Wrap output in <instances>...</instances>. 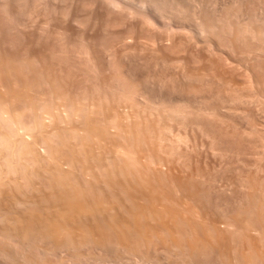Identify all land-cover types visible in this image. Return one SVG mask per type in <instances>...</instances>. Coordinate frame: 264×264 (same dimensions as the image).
<instances>
[{
    "label": "bare ground",
    "instance_id": "6f19581e",
    "mask_svg": "<svg viewBox=\"0 0 264 264\" xmlns=\"http://www.w3.org/2000/svg\"><path fill=\"white\" fill-rule=\"evenodd\" d=\"M144 1L145 3L148 1L147 3L152 6L155 4L152 9L155 8L154 10L158 14L168 12L170 18L176 17L179 18V21L180 19L184 22L187 21V24H190L194 30H203L205 33L218 27V39L223 40L225 37L224 41L227 40L231 44L241 41L244 46H250V75L257 68V66L256 68L252 67L254 61L259 62L257 64L260 70L257 72L260 75L263 74L260 77L258 74L255 76L254 73L257 72L252 73L255 76L253 81L256 80L257 92L255 91L254 94L255 87L252 88L251 82L248 85L250 87L246 88L250 89L252 94L241 85L249 92L250 96L248 93L245 94L242 87L239 90V86L236 89L229 87L231 90H227L225 86L224 89L219 86L223 90L218 86L215 88L212 85L214 84L212 83L213 79L208 77L211 83L206 78V81L209 82L198 83V87H195L196 90L192 88L193 92H191L194 93L195 90L198 98L202 99L197 101L200 106L195 105L196 107L193 109L192 106H189L190 102V104L186 101L182 103L183 99H176V101L175 98L174 100L171 98V94L176 91L172 92L170 84L177 78L174 74V81L170 72L167 71L168 67L162 69L159 67L160 63H157L162 57L168 59L169 56L167 57L163 53L160 56L154 55L161 57L159 61L154 57L157 60L155 62L158 64L157 67L160 68H158L159 71H156L157 64L151 63L153 59L150 62L151 65L148 66L146 63L149 58L144 57L145 60L147 59L146 63L143 62L144 58L141 63V57L137 58V61L130 58L137 62L136 66L138 65L140 68L143 64L147 65L148 67H144L150 70H152L151 67H156L155 72L145 70L144 67L142 68L144 70L140 72L138 67L129 65L130 62L124 60V56L128 55L123 53L124 49L122 52L120 51L123 53V57H120L121 54L118 53L120 55L117 54L118 57H112L111 60L108 52L109 58L107 59L110 61L108 60L107 65L109 67L111 65L112 70L108 75L105 71V77L104 74L102 77L100 73H103V67L96 65V61L91 59L95 50L92 51L91 56L80 43H78V47L76 46L77 48L73 46L67 48L66 45L63 47L60 42L57 44L60 45V48L52 45L53 43H50L51 46H49L47 45L49 41L46 42L43 37L47 31L42 33L45 21L42 20L36 22L34 26L31 25L35 19V9L32 6V9L27 11L21 9L24 12L20 10V15L16 12L9 13L7 8L9 9L10 6L5 5L6 1L3 3L4 7L0 4L3 7L0 11V260L2 262L4 260V264H264V176L262 175V179L259 178L263 173L260 171H264L262 168L264 165L259 166V163L262 162L261 158L254 156L255 160L253 159L254 169L258 167L259 174L251 167L254 172L256 171L255 175L254 173H250L249 176L248 174L240 175V182L237 183L239 186L235 190L241 188L242 196L234 197L235 201H233L234 198L231 199L233 207H228L229 209L223 208L227 201L224 203L220 201L221 205H224L219 210L220 207L215 209L217 205L210 203L209 196L211 192L212 195H214L213 192H224V187L221 188L218 180L215 179V177L218 178V176H214L215 168L209 171L205 168L206 166L201 167L197 163L201 159H197V161L192 159L195 164L193 167L189 166V163L192 162H189L191 160L189 159L190 153H196L200 145L201 147L205 146V142L202 141L204 143L203 145L201 143L199 147H196L198 146L196 144L188 145L189 140L186 141L188 136L179 134L181 139L178 141H184L188 146L187 149L185 148L186 150L179 151L173 145L175 138L169 139L170 137L167 135L171 120L172 123H175L174 120L177 121L176 124L178 123L180 126L192 125L199 121L200 124L197 126L200 127V132L197 130L198 128L196 130L200 134L205 132L208 134V131L204 130L207 126V129L217 127V129L213 128V131L216 130V133L219 132L221 135L218 131V124L221 125L223 121H226L223 122L224 124L222 123V126L229 128L227 124L231 120L229 117L222 120L224 115L226 117L229 114H225V112L224 115L219 114L220 110L223 112L221 108L225 102V106L227 102L233 103L234 101H238V103L240 101L241 104V100L244 99L264 108V0H229L228 4L224 3L226 6L228 5L225 10H223V3L222 9L217 6L220 3L215 0L207 4L206 1L202 3L204 0H196L198 1L197 5L195 0H187L191 3L193 1L194 4H190L192 11L193 6L194 9L196 7L194 12L188 11L186 8L188 4H185V7L179 0H143V3ZM187 1L185 0V2ZM245 2L250 3V5L247 4L250 7H247ZM244 4L246 8H250L249 14L244 10ZM216 6L219 9H216ZM221 9L225 13H219L220 16L213 13L214 18H217L213 20L211 12L221 11ZM78 17L80 16L78 15ZM168 18L167 20H171ZM25 19L30 21L29 25L33 26L34 31L31 30V26L25 24ZM43 21L44 26L42 25ZM48 25L50 26L47 24V27H49ZM58 25L60 24L58 23ZM47 29L49 30V28ZM193 29L191 30L194 32ZM29 30L31 33L28 32ZM45 35L48 37L47 34ZM51 36L53 37V35ZM105 37L107 38V35ZM189 37L187 35V38ZM182 38L184 39V37ZM53 39L50 42L58 43L59 38H56L57 42ZM99 39H103V37ZM64 40L61 41L65 42ZM224 41L223 43H225ZM109 43L115 44L112 42V38ZM109 43L106 44L109 45ZM208 44H212L211 41ZM148 46L150 45L147 44ZM224 48L221 47L222 51ZM69 49L76 52L71 51L74 58L69 56ZM165 52L167 51H164V54ZM112 53L114 54V52ZM67 54L71 59L68 60ZM131 54L133 53L131 52ZM74 59L78 61L77 65L69 63L70 60L74 62ZM126 59L129 60V58ZM234 59L236 58L234 57ZM122 61L124 64L127 62L125 66H132V69L126 71L123 69L122 71L120 69ZM134 61L133 63H135ZM229 61L231 62V60ZM166 64L172 66L170 59ZM154 65L155 67H153ZM174 65L173 67H175ZM97 66L101 67V70ZM219 69L221 70V68ZM194 73L197 76L196 70L188 71L189 75L193 74L190 77L197 79L198 76L196 77ZM95 74H97V79L100 75V82L102 81L100 84L99 81L93 83L96 79ZM137 74L138 76H136ZM176 77L179 79V76L176 75ZM200 77V79L203 78ZM199 80L196 81L199 82ZM249 81H245V83ZM245 83L242 82V84ZM188 84L192 85V83ZM167 85L171 91L166 89ZM163 87L166 92H163ZM221 92L227 97L224 98V95L222 97L223 93ZM156 97L160 99V103L156 101ZM209 98L210 100L212 98L209 103V106L213 104L211 108L203 105V103L206 104L204 99L208 101ZM202 101L204 102L201 103ZM192 104L195 103L192 102ZM247 104L245 102V105ZM121 106L124 109H119ZM128 106L131 108H129L130 110L127 109ZM247 106L249 107V105ZM159 107L161 108L160 112H158ZM215 107L216 111H213ZM149 113L150 115H148ZM152 114V117H155L154 122H152V117L151 120L147 117ZM174 117H177L178 120L173 119ZM227 119L230 120L227 121ZM225 123H227L226 127ZM234 126L237 129L235 124ZM235 128L234 131H236ZM202 130L205 132L203 133ZM240 132L237 137H240V142L243 140L242 143H244L246 135L250 138V133L246 130ZM237 133L239 132L237 131L236 135H238ZM245 133L246 135H244ZM200 134L198 135L200 136ZM232 134H230L231 139L235 135L232 136ZM212 135L220 137L215 133ZM262 135L263 132L262 134L257 132L258 137ZM206 136H204L205 140ZM215 136H213V140L216 138ZM209 138L206 140L210 141L207 142V150L209 148L211 153L220 151L221 154H219L220 152L218 154L221 156L219 157H224L223 149L225 147H221L222 149L219 147L223 152L219 148V151L217 149L216 151L217 139H215V143L214 141L212 143ZM221 140L218 139V141ZM260 140H257L259 143L255 142V144H253L254 142L250 144V141L247 140L250 146L246 143V150L249 149L251 151L249 153L252 155L261 154L263 147L260 145H264V138L263 142ZM194 142L197 143L195 140ZM235 143L241 145L238 142ZM192 144H194L193 141ZM212 144L217 147L214 146V148ZM241 146L240 149H237V145L234 146L239 152L234 147L228 151L236 150L235 154L237 155V152L241 153L240 150L244 151L245 145ZM259 149H262L261 152ZM226 150L225 156L228 153ZM249 153L247 155L250 156ZM240 160L242 159H239V163ZM257 160L260 162L258 163ZM228 184L227 186L230 185ZM212 199L214 198L212 197ZM215 199H218L216 195ZM237 199L239 200L237 201ZM230 204L227 203L225 208ZM36 251L39 252L38 255L35 253Z\"/></svg>",
    "mask_w": 264,
    "mask_h": 264
},
{
    "label": "rangeland",
    "instance_id": "374dc122",
    "mask_svg": "<svg viewBox=\"0 0 264 264\" xmlns=\"http://www.w3.org/2000/svg\"><path fill=\"white\" fill-rule=\"evenodd\" d=\"M6 1V2H5ZM9 1V2H8ZM62 1V2H61ZM67 1V2H66ZM126 1V2H125ZM130 1V2H129ZM158 1V0H157ZM159 1H161V0H159ZM181 3H183L184 4V6H185V4H188L187 5V9H188V11H190V12H194L195 10H196V7H195V9H194V6H193V11H192V3H193V1H192V3L191 2H189V1H187V2H189V3H187V2H185V0H179ZM198 1H201V0H198ZM198 1H194L195 2V4L197 5L198 4ZM205 1H206V4L207 3H211L212 1L214 2V0H204V1H202V3H205ZM5 2V5L6 4H8V6L7 7H9V9L7 8V10L8 11H10L9 13H19L20 15H21V13H20V10L21 9H23L24 11H27L28 9H32V7L35 9V14H34V16H35V19L33 20V23L31 24V25H35V23L36 22H41L42 20H44L45 21V23H44V21L42 22V25H43V23H44V29H43V31H42V33L43 32H45V31H47V32H45V34H47L48 35V37L44 34V40L47 42V41H49V42H47V43H49V44H47V45H49V46H51V44L50 43H53L52 45H55L56 47H58V48H60V45H57V44H59V42L61 43V45L64 47L65 45V47H67L68 48V46H69V48H70V46H73V47H75V48H77L78 46L77 45H79L78 43H80L81 45H83V47H84V49H87L88 51V55H91L92 56V51H94L93 53V56H92V58L91 59H94L95 61H96V65H98V66H101V67H103L102 69H104V70H102L103 71V73L101 72L100 73V75L103 77V75L102 74H104V72L106 71V73H107V75L111 72V70H112V66L110 65V67L107 65V63L111 60V58L112 57H114V58H116V57H118V55H120V57L122 56H124L123 55V53L125 52V54H128V55H125L124 56V60H127L128 61V63L130 62V64L129 65H134V66H136V63L137 62H135L134 60H132V59H130V58H133V59H135L136 61H137V58L139 59L140 57H141V59H140V61L142 60V58H149V60H148V62L146 63V60H145V58H144V60H143V62H145L148 66L149 65H151L150 64V62H151V60H152V62L151 63H154V64H159L160 66V68H162V69H164V68H166V67H168V69H167V71L168 72H170V75H172V77H173V80L175 81V79H174V74H175V78H177L176 79V83H180V85H184L183 87L187 90V92H186V90L182 87V89H181V87H179L180 85H178V84H176L175 82H173V81H171L172 83V85L170 84V86H172V92H174V91H176V92H174V93H172L171 95H172V99L174 100V98H175V100L177 99V100H182L181 102L183 103V101L185 102H188V104H190L189 106H192L193 107V109L196 107V106H198L199 105V101H201L202 99L201 98H198V95H196L195 94V90H196V86H197V84L198 83H201V82H209V81H206L207 79H209L208 77H210V79L212 80V81H214V82H212V83H216V85H214V84H212L214 87L215 86H222V88L224 89L225 87H226V89L227 90H231L232 89V87H233V89H236L238 86V88H239V90H240V88L242 87V86H244L245 87V89L247 90V91H249L250 92V89L248 90L246 87H248V85H250V82H251V85H252V88L253 87H255L254 88V94L257 92L256 90H257V87L255 86L256 85V80L255 81H253L254 80V78H255V76H256V74H258V76H260L261 77V75H263V74H259V72H257L258 70H260V67H259V62L258 61H254L253 62V66L252 67H255L256 68V66H257V70L255 71L254 70V68H253V72H257V73H254L255 74V76H254V74H252L253 72H251V75H250V72H249V70H250V51H249V47L250 46H244V43L243 44H241V41H238L239 42V44H238V42L236 43V44H234V43H230L229 41H224V39H225V37H223V40H220V39H218V37H219V34H217L219 31H218V27H214L210 32L208 31V32H203V30H194L193 29V27L190 25V24H187L188 22L187 21H185L184 22V20H181L180 19V21H179V18L177 19L176 17L174 18V17H171L170 18V14H169V16H168V12H166V13H161V14H158L157 12H155V8L154 9H152L153 7H155L154 5L152 6V4H150V3H145V1H144V3H143V0H142V2H141V0H38V1H36V0H0V4L1 5H3V7H4V3ZM8 2V3H7ZM11 2H13V3H11ZM18 2H21V3H18ZM34 2V3H33ZM36 2V3H35ZM39 2V3H38ZM44 2V3H43ZM49 2V3H48ZM74 2V3H73ZM108 2V3H107ZM151 2V1H150ZM177 2V1H176ZM215 2H218V3H220V4H217V6L218 7H221L222 8V6L224 7V9L223 10H225L226 8H227V6H226V4H228L229 3V0L227 1V0H215ZM226 2V4H224ZM228 2V3H227ZM38 3V4H37ZM56 3V4H55ZM68 3V4H67ZM87 3V4H86ZM135 3V4H134ZM141 3V4H140ZM191 3V4H190ZM222 3H223V5H222ZM246 3V2H245ZM12 4V5H11ZM27 4V5H26ZM33 4H35V5H33ZM49 4V5H48ZM65 4V5H64ZM69 4H70V6H69ZM107 4V5H106ZM143 4H145V5H143ZM194 4V3H193ZM247 4H249L250 5V3H246V5ZM16 5V6H15ZM42 7H41V6ZM75 5V6H74ZM104 5V6H103ZM151 5V6H150ZM191 5V6H190ZM220 5V6H219ZM245 5V4H244ZM246 5L244 6V10H246L247 11V13L249 14L250 13V8H246ZM254 5V4H253ZM6 6H5V8H6ZM13 6V7H12ZM32 6V7H31ZM72 6V7H71ZM81 6H83V7H81ZM138 6V7H137ZM211 6V5H210ZM216 6V9L218 8ZM255 6V5H254ZM253 6V7H254ZM2 6H0V11L2 10V8H3ZM17 7V8H16ZM22 7V8H21ZM24 7V8H23ZM51 7V8H50ZM134 7V8H133ZM247 7H250V6H248L247 5ZM19 8V9H18ZM46 8V9H45ZM66 8V9H65ZM81 10H80V9ZM191 8V9H190ZM16 9V10H15ZM65 9V10H64ZM141 9V10H140ZM151 9V10H150ZM219 9V8H218ZM221 9V11H213V12H211L212 14L214 13V14H219V13H221L223 10ZM17 10H18V12H17ZM23 10H21L22 12H24ZM41 10V11H40ZM88 10V11H87ZM40 11V12H39ZM142 11V12H141ZM149 11V12H148ZM153 11V12H152ZM245 11V12H246ZM38 12V13H37ZM60 12V13H59ZM138 12V13H137ZM37 13V14H36ZM41 15H40V14ZM225 12H222V14H224ZM47 16H46V15ZM54 14V15H53ZM155 14V15H154ZM158 14V15H157ZM166 15V17H165V15ZM211 14V15H212ZM214 14H213V20H215V19H217V18H214L215 16H214ZM221 14V15H222ZM23 15V14H22ZM38 15V16H37ZM45 15V16H44ZM78 15L80 16V17H78ZM157 15V16H156ZM161 17H160V16ZM219 16H220V14H219ZM91 17V18H90ZM150 17V18H149ZM163 17V18H162ZM169 17V18H168ZM217 17V16H216ZM36 18H38L37 20H36ZM40 18V19H39ZM42 18V19H41ZM44 18V19H43ZM77 18V19H76ZM83 18V19H82ZM112 18V19H111ZM119 20H118V19ZM167 18L168 19H171V20H167ZM63 21V23H62V21ZM86 19V20H85ZM115 19V20H114ZM172 19H173V21H172ZM177 19V20H176ZM66 20V21H65ZM73 22H72V21ZM140 20V21H139ZM25 21H26V19H25ZM24 21V22H25ZM46 21L48 22L47 24H50V26L49 27H47V24H46ZM76 21V22H75ZM90 21V22H89ZM146 21V22H145ZM165 21V22H164ZM183 21V22H182ZM26 22H28V23H26ZM25 22V24H27L28 26H31V25H29V20L28 21H26ZM84 22V23H83ZM116 22V23H115ZM175 22V23H174ZM216 22V21H215ZM58 23L60 24V25H62V26H60V25H58ZM83 25H82V24ZM142 23V24H141ZM169 23V24H168ZM184 23V24H183ZM112 24V25H111ZM114 24V25H113ZM145 24V25H144ZM179 24V25H178ZM183 24V25H182ZM216 24V23H215ZM54 25H56V26H54ZM58 25V26H57ZM65 25V26H64ZM152 25V26H151ZM33 26H31V30L33 29ZM74 26V27H73ZM114 26V27H113ZM184 26V27H183ZM188 26H189V28H188ZM192 28H191V27ZM46 27V28H45ZM57 27V28H56ZM61 27H62V29H61ZM139 27V28H138ZM148 29H147V28ZM182 27V28H181ZM47 28H49V30L47 29ZM67 28V29H66ZM81 28V29H80ZM152 28V29H151ZM193 29L194 30V32L191 30V29ZM56 29V30H55ZM146 29V30H145ZM175 29V30H174ZM185 29V30H184ZM190 29V30H189ZM31 30H29L28 32L29 33H31L30 31ZM35 29H33L32 31H34ZM77 30V31H76ZM109 30V31H108ZM111 30V31H110ZM150 30V31H149ZM154 30V31H153ZM184 30V31H183ZM188 30H189V32H188ZM214 30V31H213ZM217 30V31H216ZM56 31V32H55ZM59 31V32H58ZM106 31V32H105ZM114 31V32H113ZM149 31V32H148ZM195 31H198L199 33H195ZM205 31V30H204ZM213 31V32H212ZM83 32V33H82ZM87 32V33H86ZM93 32V33H92ZM154 32V33H153ZM172 32V33H171ZM179 32V33H178ZM187 32V33H186ZM193 34H192V33ZM52 33V34H51ZM54 33V34H53ZM57 33V34H56ZM80 33H81V36H80ZM185 33V34H184ZM201 33V34H200ZM214 33V34H213ZM33 34V33H32ZM49 34H51V35H53V37L51 36V35H49ZM64 34H66V35H64ZM77 34V35H76ZM98 34V35H97ZM114 34V35H113ZM173 36H172V35ZM198 34V35H197ZM199 34H200V36H199ZM26 35V34H25ZM31 35V34H30ZM83 35V36H82ZM107 35V38L105 37ZM117 35H119V36H117ZM178 35V36H177ZM187 35H188V37L189 38H187ZM206 35V36H205ZM55 36H56V38L58 39V43H55V42H50L53 38L56 40V42H57V39L55 38ZM59 36V37H58ZM65 36V37H64ZM76 36V37H75ZM115 36V37H114ZM196 36V37H195ZM102 38L103 37V39H99V38ZM109 37H110V39H109ZM175 37V38H174ZM181 37V38H180ZM182 37H184V39L182 38ZM204 37H206V38H204ZM46 38V39H45ZM50 40H49V39ZM69 38V39H68ZM77 39V40H75V39ZM81 38V40H79V39ZM98 38V39H97ZM105 38V39H104ZM111 38H112V42L113 43H115V44H112V43H109V42H111ZM174 38V39H173ZM186 38V39H185ZM204 38V39H203ZM215 38H217V39H215ZM48 39V40H47ZM53 39V40H54ZM65 39V40H64ZM74 40V41H72V40ZM96 39H97V41H98V43H97V41H96ZM107 39V40H106ZM116 39V40H115ZM118 39V40H117ZM167 39V40H166ZM171 39H173L172 41H171ZM181 39V40H180ZM206 39V40H205ZM208 39V40H207ZM222 39V38H221ZM64 40L65 42H62V41ZM67 40V41H66ZM89 40V41H88ZM103 40V41H102ZM104 40H105V42L106 43H109V45H107L105 42H104ZM108 40H109V42H108ZM152 40V41H151ZM179 40V41H178ZM186 40V41H185ZM216 40V41H215ZM219 40V41H218ZM68 41H72V42H74V43H72V42H68ZM77 41V42H76ZM81 41H83V42H81ZM101 42V44H100V42ZM128 41V42H127ZM149 41V42H148ZM156 41V42H155ZM170 41V42H169ZM197 41V42H196ZM205 41V42H204ZM210 41H211V43L212 44H208V43H210ZM223 41L225 42V43H223ZM88 42V44H85V43H87ZM92 42V43H91ZM151 42V43H150ZM200 42V43H199ZM222 42V43H221ZM27 43H29V42H27ZM64 43V44H63ZM66 43V44H65ZM72 43V44H71ZM104 43V44H103ZM142 43V44H141ZM231 45H230V44ZM97 44V45H96ZM103 44V45H102ZM112 44V45H111ZM133 44V45H132ZM146 44V45H145ZM147 44H149L150 46H148L147 47ZM207 44V45H206ZM88 45V46H87ZM107 45V46H106ZM145 45V46H144ZM177 45V46H176ZM202 45H203V47H202ZM228 45V46H227ZM61 46V47H62ZM77 46V47H76ZM86 46V47H85ZM100 46H101V48H100ZM105 46V47H104ZM111 46V47H113V48H109V47ZM175 46L177 47L176 49H175ZM184 46V47H183ZM220 46V48H218ZM225 48H224V47ZM234 46V47H233ZM53 47V46H52ZM62 47V48H63ZM102 47H103V50H102ZM120 47V48H119ZM126 47V48H125ZM145 47H147V48H145ZM152 47H155L154 49L152 48ZM186 47V48H185ZM190 47V48H189ZM207 47V48H206ZM221 47H222V49L224 48V50L222 51V49H221ZM230 47V48H229ZM242 47V48H241ZM245 47V48H244ZM246 47H248V48H246ZM82 48V47H81ZM89 48V49H88ZM106 48V49H105ZM127 48H128V50H127ZM131 48V49H130ZM144 48V49H143ZM183 48V49H182ZM211 48V49H210ZM91 49V50H90ZM109 51H108V50ZM123 49H124V51H123ZM129 49H130V51H129ZM150 49V50H149ZM160 49V50H159ZM182 49V50H181ZM234 49V50H233ZM70 50V49H69ZM101 50V51H100ZM107 50V51H106ZM119 50V51H118ZM128 51V52H126V51ZM153 51L152 53L151 52H149V51ZM171 50V51H170ZM71 51L72 50H70L68 53H69V56H71V57H73L74 58V56H72L73 55V53H76L75 51L71 54ZM102 51H104L103 53H102ZM114 52V54L112 53V52ZM123 51V53H121V52ZM149 52V54H148V52ZM164 51H167V52H165V54H164ZM101 52V53H100ZM109 52V53H108ZM110 52H111V54H110ZM131 52L133 53V54H131ZM158 54H157V53ZM178 52V53H177ZM190 52V53H189ZM248 52V53H247ZM107 53H108V55H109V57H108V55H107ZM118 53H120V54H118ZM151 53V54H150ZM163 53V55H166L167 57L169 56V58L168 59H163V57L161 58V57H157V56H160L161 54ZM194 53V54H193ZM71 54V55H70ZM103 54V55H102ZM118 54V55H117ZM131 54V55H130ZM139 54V55H138ZM171 54V55H170ZM238 54V56H236V55ZM75 55V54H74ZM97 55V56H96ZM111 55V56H110ZM114 55V56H113ZM134 55V56H133ZM144 55H146V56H144ZM154 55H157V56H154ZM177 55V56H176ZM181 57H179V56ZM228 55V56H227ZM68 56V54H67V57H69ZM77 56V55H76ZM104 56V57H103ZM116 56V57H115ZM138 56V57H137ZM150 56H151V58H150ZM153 56V57H152ZM186 58H185V57ZM192 56V57H191ZM195 56V57H194ZM227 58H226V57ZM89 57V56H88ZM96 57V58H95ZM106 57V58H105ZM154 57H156V58H158L157 60L159 61L160 59L159 58H161V60L163 61V62H165L164 64L165 65H167V66H163L164 64L163 63H161L162 61L160 60L159 62H157V60H156V58H154ZM210 57V59H208ZM231 57V58H230ZM234 57L236 58V59H234ZM241 57V59H239V58ZM242 57H244V58H242ZM72 58V59H73ZM76 58V57H75ZM107 58H109V59H107ZM126 58H129V60H131V61H129L128 59H126ZM226 58V59H225ZM69 59H71L70 57L68 58V60ZM169 59H170V64L172 63V66L171 65H169V64H166V63H169ZM197 59V60H196ZM198 59H200V60H198ZM255 59V58H254ZM75 61H76V59H74ZM93 60V61H94ZM109 60V61H108ZM123 60V59H122ZM123 60V61H124ZM156 60V61H155ZM171 60H173V61H171ZM212 60V61H211ZM215 60V61H214ZM226 60V61H225ZM229 60H231V62L229 61ZM234 60H237V61H234ZM239 60V61H238ZM71 61V60H70ZM69 61V63H73V65H74V63H75V65H77L76 63H78V61H71L70 62ZM122 61V68H120L122 71H123V69L126 71V70H129V69H132V66L130 67V66H125V64H127V62L124 64V62ZM133 61L135 62V63H133ZM139 61V60H138ZM140 61L138 62V63H140ZM177 61H181L180 62V64H179V62H177ZM184 61V62H183ZM199 61H201L200 63H199ZM221 61V62H220ZM223 61V62H222ZM101 62V63H100ZM142 61H141V63H143ZM155 62H157V63H155ZM206 62V63H205ZM211 62V63H210ZM226 62V63H225ZM230 62V63H229ZM235 62V63H234ZM245 62V63H244ZM100 65H99V64ZM103 63V64H102ZM176 64V65H174V64ZM182 63V64H181ZM214 65H213V64ZM233 65H232V64ZM257 64V65H254V64ZM158 64L156 65V67L158 66ZM162 64V65H161ZM212 64V65H211ZM231 64V65H230ZM107 65V66H106ZM140 65H142V64H140ZM146 65V66H147ZM153 65V64H152ZM169 65V66H168ZM173 65L175 66V67H173ZM180 65V66H179ZM197 67H196V66ZM218 65V66H217ZM222 67H221V66ZM97 66V67H98ZM123 66H125L124 68H123ZM145 66V64H143L142 65V67L140 68V66L138 67V65L136 66V67H138L137 69H140V72H142L144 69H142L143 67ZM145 66V67H146ZM147 66V67H148ZM177 66H179V67H177ZM183 66V67H182ZM220 66V67H219ZM234 66V67H233ZM101 67H98V69H100ZM144 67V68H145ZM151 67V66H150ZM153 67H155V65L153 66ZM156 67L155 68H152L151 67V69L152 70H150L149 68H147L148 70H150L151 72L152 71H154L155 72V70H156ZM159 67H157V70L156 71H159L158 70V68ZM107 68H108V70H107ZM127 68V69H126ZM159 68V69H160ZM186 68V69H185ZM189 68V69H188ZM218 70H217V69ZM219 68H221V70L219 69ZM231 68V69H230ZM259 68V69H258ZM142 69V70H141ZM146 68H145V70H147ZM172 69V70H171ZM176 69H177V71H176ZM183 69V70H182ZM185 69V70H184ZM191 69H193V70H191ZM202 69V70H201ZM101 70V69H100ZM171 70V71H170ZM196 70V73L198 72V74H197V76H198V78L200 79L201 77L200 76H202L203 78L202 79H204L203 81H200V80H202V79H195V77H194V79L192 78V77H190V75H193V74H188V71H195ZM219 70H220V72H219ZM224 72H223V71ZM235 70V71H234ZM245 70V71H244ZM98 71V70H97ZM222 71V72H221ZM226 71V72H225ZM237 71V72H236ZM100 72V71H99ZM186 72V73H185ZM200 72V73H199ZM245 72H246V76H245ZM96 73V72H95ZM173 73V74H172ZM190 73V72H189ZM205 73V74H204ZM222 73H224V74H222ZM227 73V74H226ZM233 73V74H232ZM248 73H249V75H248ZM260 73H262L261 71H260ZM138 74H140V73H138ZM138 74L136 75V76H138ZM202 74H204V75H202ZM218 74H219V76H218ZM97 74H95V76H96ZM100 75H99V77H100ZM176 75L177 76H179V79H178V77H176ZM194 75L196 76V74L194 73ZM224 75V76H223ZM182 76V77H181ZM196 76V77H197ZM221 76V77H220ZM228 76V77H227ZM248 76V77H247ZM98 77V79H97V76H96V79L94 80V82L93 83H95L96 81H99V84L102 82H100V79L101 78H99ZM104 77H105V74H104ZM184 77V78H183ZM187 77H188V79H187ZM231 79H230V78ZM247 78L246 80H245V78ZM207 78V79H206ZM209 79V80H210ZM172 80V79H171ZM177 80H179L178 82H177ZM196 80H199V82L198 81H196ZM211 80H210V82L209 83H211ZM228 80H231V81H228ZM242 80V81H241ZM244 80V81H243ZM249 80H252V81H249ZM220 81V82H219ZM245 81H249V82H246V83H248V84H246L245 83ZM242 82H244L245 84H242ZM98 83V82H97ZM96 83V84H97ZM175 85H174V84ZM183 83H185V84H183ZM188 83H192V85L190 84H188ZM218 83V84H217ZM224 83V84H223ZM202 84V83H201ZM178 85V87H176ZM242 85V86H241ZM186 86H188L187 88H186ZM191 86V87H190ZM194 86V87H193ZM225 86V87H224ZM198 87V86H197ZM199 87H200V84H199ZM217 87V88H218ZM219 87V88H220ZM231 89H230V88ZM250 87V86H249ZM248 87V88H249ZM190 88V90L188 91V89ZM192 88H194L195 90H194V93H192L193 91V89ZM216 88V87H215ZM218 88V89H219ZM222 88H220V89H222ZM163 89H164V87H163ZM162 89V90H163ZM166 89H169V87H168V85L166 86ZM166 89H164L163 90V92H166ZM177 89V90H176ZM222 89V90H223ZM241 89H244L243 87L241 88ZM244 89V90H245ZM259 89H260V87H259ZM170 90V89H169ZM245 90V94L246 93H248V95H249V92H247ZM171 91V90H170ZM184 91V92H183ZM192 91V92H191ZM256 91V92H255ZM176 93V94H175ZM188 93V94H187ZM191 93V94H190ZM221 93H223V92H221ZM193 94V95H192ZM226 94V93H225ZM250 94H252V92H250ZM223 95H224V93L222 94V97H223ZM204 96V95H203ZM225 97L224 98H226L227 96L226 95H224ZM250 96V95H249ZM159 97V96H158ZM158 97H156V101H158L159 103H160V99H158ZM192 97V98H191ZM253 97H256L255 95H253ZM109 98V97H108ZM181 98V99H180ZM186 98H188V99H186ZM206 98H208V97H206ZM196 99V100H195ZM201 99V100H200ZM176 100V101H177ZM193 100V101H192ZM205 100V103L206 104H204L203 102L204 101H202L201 103H203V105H206V107H210L211 108V106L213 105H211V106H209L210 104L209 103H211V100H212V98H211V100H210V98H209V100L207 101V99H204ZM198 101V102H197ZM243 101V102H242ZM246 102V104H247V102H248V104L247 105H249V107L247 106V105H245V102ZM110 102H111V100H110ZM190 102V103H189ZM192 102L193 103H195L194 105L192 104ZM197 102V103H196ZM236 102V103H235ZM208 103V104H207ZM226 103V102H225ZM225 103L223 104V106H224V108H223V106H222V108L221 109H223V112H222V110H218L220 113L219 114H223L224 112H225V114H229V116L228 115H226V117H225V115H224V117L222 118V120H226V118H230V119H227V121L228 120H230V121H228V124H229V122H231L229 125H233V126H229L227 123H225V127H226V124H227V127H229V128H224L223 126H222V123L223 122H226V121H223L222 123H221V125L220 124H218V131H220V133H221V135L219 134V132H217L216 133V130L215 131H213L214 129H217V127H213V128H208L207 129V126L205 127V131H208V134L204 131V130H202V132L204 133V134H206V135H209V136H206V135H204V134H200L199 132V130H200V127L199 126H197V124H200V122L198 121V123H195V124H192V125H196L195 126V128H194V131H193V127L191 128V124L189 125H184V126H180V124H176V122L177 121H175L174 120V122L175 123H172L171 121H169V125L171 124V126H169L170 127V130L167 132L168 134V136L170 137H167V138H169V139H176V141H175V139L173 140L174 142V144L173 145H175L176 147H177V149L179 150V151H181V150H183V149H187V144L189 145V144H191V145H198V146H196V147H199V145L202 143V145H203V143L205 144V146L203 145L202 147H201V145H200V148H198V150L196 151V153L194 152V153H190V157H189V159H191V160H189V162H191L192 161V159L194 160V161H197V159L198 160H200V161H198L197 163H199L200 165H201V167H204V166H206L205 168L207 169V170H211L212 168L214 169L215 168V170H216V173H217V175H216V173H215V175L214 176H218V178L217 177H215V179H217L216 181L221 185V188H222V186L224 187V192H222V193H220L219 191L218 192H213V194L214 195H212V192L209 194V192H208V194H209V196H210V203L211 204H213V205H217L216 207L217 208H215V209H218V207H220L219 208V210L221 209V207L224 205V204H222L221 205V203H224V202H226L227 201V203L229 204V203H231L230 205H228L226 208H225V205L227 204H225L224 205V209H227L228 207H233V201H235V198H238L239 196H242V192H240V189H238L239 190V192H237L238 190H235V189H237L238 188V184L237 183H239L240 182V175H244V174H248V176L249 175H251L250 173H254V175H255V173H256V171L258 170L257 168L256 169H254V165H253V163H254V160H255V158H254V156L255 157H260L261 158V160L260 161H262L263 163H264V159L262 160V158H264V145H260L261 147H263V151L261 152L260 150H262V149H259V152H261V154H251V153H249V152H251L249 149L248 150H246L247 148V146H246V143H248V141H250V144L251 143H253V144H255V142H258L259 140H260V137L263 139L264 138V108H262V107H260L259 105H257L258 106V108H257V106L256 105H254L253 103L251 104L250 103V101H247V100H244V99H242L241 100V104H240V101H239V103H238V101H234L233 103L232 102H227V104H226V106H225ZM254 103H256V102H254ZM240 104V105H239ZM158 106H159V104H157ZM156 105V106H157ZM186 105H187V103H186ZM196 105V106H195ZM231 105V106H230ZM243 105V106H242ZM200 106V105H199ZM256 106V107H255ZM123 107L124 108H126L125 107V105H123ZM122 106L119 108V109H121L122 110V108H123ZM192 107H189V108H192ZM235 107H237V108H235ZM244 107V108H243ZM123 108V109H124ZM130 107L128 106L127 107V109H129ZM214 108V107H213ZM234 108H235V110H234ZM131 109V108H130ZM129 109V110H130ZM161 108L159 107V111L158 112H160L161 110H160ZM240 109V110H239ZM262 109V110H261ZM126 110V109H125ZM134 110H136V109H134ZM209 110V109H208ZM244 110V111H243ZM157 111V110H156ZM213 111H216V107H215V109H213ZM226 111H228V112H226ZM240 111V112H239ZM243 111V112H242ZM216 113H218V112H216ZM238 113H239V115H238ZM247 113V114H246ZM148 115H150V113L148 114ZM147 115V117L149 118V120H151V117L153 116V114L149 117ZM155 116V115H154ZM173 116H175V115H173ZM246 116V117H245ZM221 117H222V115H221ZM176 118V120H178V118L177 117H174L173 119H175ZM193 118V117H192ZM152 122H154V119H155V117L153 118L152 117ZM253 119V120H252ZM192 120V119H191ZM235 122H233V121ZM151 122V123H152ZM195 122V121H194ZM197 122V121H196ZM233 123V124H232ZM224 124V123H223ZM234 124L236 125V127H237V129L235 128V126H234ZM176 127H175V126ZM252 125H254V126H252ZM217 126V125H216ZM220 126H222V127H220ZM246 126H250L249 127V129H248V127H246ZM255 126H257V127H255ZM201 127H202V125H201ZM204 127V126H203ZM231 127H233L232 129H231ZM252 127H253V129L255 128V129H257L256 130V132H254L255 131V129L253 130L252 129ZM263 127V128H262ZM175 128V129H174ZM190 128V129H189ZM198 128V129H197ZM235 128V130L236 131H234L233 129ZM183 129V130H182ZM192 129V130H191ZM199 131V132H197V130ZM202 129V128H201ZM222 129H223V132H222ZM227 129H229V130H227ZM243 129H245L246 130V132H248V133H250L249 135H250V138H248L249 136L248 135H246V133L244 134V135H246V141L244 142V143H242V141L240 142V137H237V136H239L240 135V131H243V132H245V130H243ZM191 130V131H190ZM212 130V131H211ZM240 130V131H239ZM253 130V131H252ZM178 131V132H177ZM230 133V131H232L230 134H232V136L235 134L236 135V132L238 131L239 133H237L238 135H234V137H232V139H231V137H230V134L229 135H225L226 133L228 134V132ZM234 131V132H233ZM263 132V137L262 136H260V137H258L259 136V134H258V136H257V132H259V133H261L262 134V132ZM193 132V133H192ZM201 132V133H202ZM212 134H217V136H219L220 135V137H216L215 135H212ZM226 132V133H225ZM186 135H185V134ZM189 133V134H188ZM210 133V134H209ZM179 134H183L182 136H188V138H190V139H188L187 137V139H186V141H188L189 140V143L187 142V144H185L184 143V141H178L179 139H181V136L179 137ZM192 134V135H191ZM198 134H200V136L198 135ZM222 134H224V135H222ZM253 134V135H252ZM254 134H256L255 136H254ZM178 135V136H177ZM189 135H190V137H189ZM198 135V136H197ZM202 135H203V137H202ZM204 136H206V138L208 139V137H210L209 139H211V141H212V143H213V141H214V143L216 144V145H218V147L216 146V145H214V144H212V146L214 147H217V148H215V150L217 149L218 151H219V149L221 148V147H225V149H223V151H224V157L222 156V157H219V156H221V155H219V154H221V152L218 154V153H214L215 151H213V153H211L212 151H210L209 152V148H208V150H207V146H208V144H207V142L209 141H206L205 140V137ZM212 136V137H211ZM213 136H215L216 138L215 139H217L216 141H215V139L213 140ZM222 136H224V137H222ZM226 136H228V137H226ZM248 136V137H247ZM173 137V138H172ZM193 137V138H192ZM197 137V138H196ZM229 137H230V139H229ZM192 138V139H191ZM221 138H222V140H221ZM239 139V141H236L237 139ZM252 138V139H251ZM258 138V139H257ZM168 139V140H169ZM218 139L219 140H221V141H218ZM224 139V140H223ZM226 139V140H225ZM255 141H254V140ZM258 141H257V140ZM261 139V140H262ZM194 140L198 143H195L194 142ZM231 140V141H230ZM252 140V141H251ZM260 140V141H261ZM191 141V142H190ZM192 141H193V143L194 144H192ZM199 141H201V142H199ZM202 141H204V142H202ZM223 141V142H222ZM227 142V144H226V142ZM169 143V141H166V143ZM181 142V143H180ZM210 142V141H209ZM235 142H238V143H240L242 146H244L243 148H244V151H243V149L242 150H240V152L241 153H239L238 154V148L241 146H239V144H237V143H235ZM262 142H263V140H262ZM222 143V144H221ZM259 143V142H258ZM258 143H256V144H258ZM231 145V144H233L234 146H238L237 147V149L234 147V146H229V145ZM252 144V145H253ZM263 144V143H262ZM183 145V146H182ZM223 145V146H222ZM226 145H228V146H226ZM248 145H249V143H248ZM241 146V147H242ZM250 146V145H249ZM260 146H259V148H260ZM184 147V148H183ZM195 147V146H194ZM195 147V148H196ZM220 147V148H219ZM228 147V148H227ZM235 148L238 152H237V155L235 154L236 152V150H230V151H228L229 149H232V148ZM202 148V149H201ZM205 148V149H204ZM219 148V149H218ZM226 148H227V150H226ZM233 148V149H234ZM185 149V150H186ZM222 149V148H221ZM220 149V150H221ZM240 149V148H239ZM216 150V151H217ZM225 150L226 151H228V153L226 154V156H225ZM246 150V151H245ZM222 151V150H221ZM222 151V152H223ZM231 151H234L233 153L231 152ZM245 152L244 154H243V152ZM231 152V153H230ZM250 154V156L249 155H247V154ZM195 154V155H194ZM199 154V155H198ZM215 154V155H214ZM231 154V155H230ZM235 154V155H234ZM244 156H242V155ZM262 154H263V156H262ZM194 155V156H193ZM214 155V156H213ZM217 155V156H216ZM238 155H239V157H238ZM196 156V157H195ZM197 156H199V157H197ZM231 156V157H230ZM236 156H237V158H236ZM246 156V157H245ZM211 157V158H210ZM215 157V158H214ZM227 157H228V159H227ZM202 158H203V160H205L204 162H201V161H203L202 160ZM219 158H221V159H219ZM223 158V159H222ZM231 158V159H230ZM236 158V159H235ZM247 158H249V159H247ZM235 159V160H234ZM239 159H242V160H240V163H239ZM254 159V160H253ZM237 160V161H236ZM250 160V161H249ZM223 161V162H222ZM243 161V162H242ZM245 161H247V162H245ZM260 161H258L257 160V162L259 163ZM201 162V163H200ZM259 163V166H261V164H262V166L264 165L263 163ZM203 163V164H202ZM204 163H205V165H204ZM220 163V164H219ZM242 163V164H241ZM258 163H257V166H258ZM190 164H192V165H190ZM194 164H195V162H191V163H189V166L190 167H193L194 166ZM225 164V165H224ZM236 164V165H235ZM199 165V166H200ZM219 165V166H218ZM239 165V166H238ZM164 166H166V165H164ZM164 166H163V168H164ZM226 166V167H225ZM228 166V167H227ZM229 166H231L230 168H229ZM233 166V167H232ZM246 166V167H245ZM249 166V167H248ZM261 166V167H262ZM237 167V168H236ZM245 168V170L243 171V169ZM254 169V170H256L255 172H254V170L252 169V168ZM219 168V169H218ZM224 168V169H223ZM226 168H228V169H226ZM243 168V169H242ZM262 168H264V166L262 167ZM234 169V170H233ZM235 169H237V170H235ZM248 169V170H247ZM250 169H252V170H250ZM251 172H250V171ZM212 171V170H211ZM234 171V172H233ZM237 171V172H236ZM248 171V172H247ZM246 172V173H245ZM258 173L257 174H259V171H257ZM263 172V173H262ZM206 175H207V173L206 172H204ZM240 173V174H239ZM260 173H262V174H260V177H259V175H258V177L260 178V179H262V175L264 176V171H260ZM204 174V175H205ZM236 174V175H235ZM256 174V175H257ZM253 175V174H252ZM235 176V177H234ZM221 177V178H220ZM264 178V177H263ZM224 180V182H223V180ZM221 181V182H220ZM235 181V182H234ZM231 182H232V184H231ZM213 183V182H212ZM227 183H229L228 185L229 186H227ZM234 183H235V185H234ZM218 187V186H217ZM226 187V188H225ZM219 188V187H218ZM228 188V189H227ZM236 191V192H235ZM241 191H242V189H241ZM235 192V193H234ZM226 193V194H225ZM230 195H229V194ZM241 193V194H240ZM221 194H223V195H221ZM215 195H216V198H218L217 200H219V195H220V200L218 201V202H216L217 200L215 199ZM218 195V196H217ZM235 195V196H234ZM221 196H222V198H221ZM212 197L215 199H212ZM235 197V198H234ZM226 198H228L227 200L224 199ZM233 198H234V200H233ZM240 198H242V197H240ZM239 198V199H240ZM222 199H223V202H222ZM233 201H232V200ZM239 199H237V201L239 200ZM230 200V201H229ZM213 201V202H212ZM215 201V202H214ZM220 201H221V203H220ZM219 203V204H218ZM221 205V206H220ZM222 208V209H223ZM229 209V208H228ZM37 255H38V251H36L35 252ZM3 262H4V260H3ZM2 262V260H0V264H4ZM208 262V261H207ZM206 264H209V263H206Z\"/></svg>",
    "mask_w": 264,
    "mask_h": 264
}]
</instances>
